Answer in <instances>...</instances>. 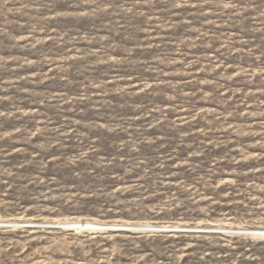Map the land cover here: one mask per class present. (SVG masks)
Listing matches in <instances>:
<instances>
[{"label":"rangeland","instance_id":"374dc122","mask_svg":"<svg viewBox=\"0 0 264 264\" xmlns=\"http://www.w3.org/2000/svg\"><path fill=\"white\" fill-rule=\"evenodd\" d=\"M73 222L264 231V0H0V224ZM247 240L0 227V264L262 261Z\"/></svg>","mask_w":264,"mask_h":264},{"label":"water","instance_id":"95a60500","mask_svg":"<svg viewBox=\"0 0 264 264\" xmlns=\"http://www.w3.org/2000/svg\"><path fill=\"white\" fill-rule=\"evenodd\" d=\"M0 227H20L26 229H66L64 226L48 224H33V223H19V224H0ZM84 228L85 226L82 225ZM106 231L109 232H126V233H167V234H223V235H248L251 236L252 240L264 238V231H239V230H217V229H201V228H164V227H123V228H108Z\"/></svg>","mask_w":264,"mask_h":264},{"label":"trees","instance_id":"16d2710c","mask_svg":"<svg viewBox=\"0 0 264 264\" xmlns=\"http://www.w3.org/2000/svg\"><path fill=\"white\" fill-rule=\"evenodd\" d=\"M140 237V238H139ZM163 236L151 237V239L141 237V235L133 234L132 239H129L127 243L129 245H142L143 243H154L157 247H165L170 246L172 240H168L166 243H163ZM243 243V244H241ZM239 249L235 251V253H241L243 255H251L258 256L262 259V261L257 262L255 264H264V242H255L247 240L246 242H240ZM176 249V248H174Z\"/></svg>","mask_w":264,"mask_h":264},{"label":"bare ground","instance_id":"6f19581e","mask_svg":"<svg viewBox=\"0 0 264 264\" xmlns=\"http://www.w3.org/2000/svg\"><path fill=\"white\" fill-rule=\"evenodd\" d=\"M2 222V221H1ZM10 222V221H9ZM54 225H59V226H64L66 229H73L80 227L82 230L84 225V229L86 231H106L108 228H123V227H139V228H145V227H153L152 225H108V224H101V223H80V222H73V223H60V224H54ZM164 228H170V227H164ZM173 228H178V227H173ZM78 229V228H77ZM74 231V230H73Z\"/></svg>","mask_w":264,"mask_h":264},{"label":"built area","instance_id":"2783aa9c","mask_svg":"<svg viewBox=\"0 0 264 264\" xmlns=\"http://www.w3.org/2000/svg\"><path fill=\"white\" fill-rule=\"evenodd\" d=\"M78 228V229H77ZM77 228H73L72 230L76 231V232H82V231H86L84 228L81 230L80 227Z\"/></svg>","mask_w":264,"mask_h":264}]
</instances>
